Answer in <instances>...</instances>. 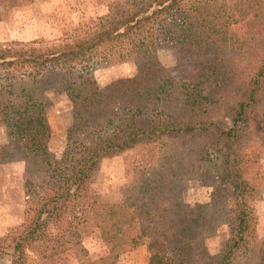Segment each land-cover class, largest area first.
<instances>
[{
  "label": "trees",
  "instance_id": "trees-1",
  "mask_svg": "<svg viewBox=\"0 0 264 264\" xmlns=\"http://www.w3.org/2000/svg\"><path fill=\"white\" fill-rule=\"evenodd\" d=\"M21 1L31 0H0V20ZM236 6L250 13L255 48L263 49L248 65L230 63L225 0L114 1L62 39L0 43V163L23 162L25 195L21 224L0 237V259L6 247L8 264H24L31 249L45 259L75 254L92 225L105 249L85 264H115L138 245L147 264H193L208 255L204 236L227 224L216 264H235L239 255L264 264L252 206L264 180L251 128L252 119L264 124V0ZM103 47L106 63L131 60L135 72L98 86L88 62ZM164 49L185 52V65L161 63ZM47 90L72 106L58 157L48 147ZM137 146L156 149L117 200L99 202L88 186L100 161ZM188 179L210 188L207 201H182ZM61 223L51 238L49 226Z\"/></svg>",
  "mask_w": 264,
  "mask_h": 264
},
{
  "label": "rangeland",
  "instance_id": "rangeland-1",
  "mask_svg": "<svg viewBox=\"0 0 264 264\" xmlns=\"http://www.w3.org/2000/svg\"><path fill=\"white\" fill-rule=\"evenodd\" d=\"M121 0H31L17 2L6 10L0 20V43L9 41L28 42L55 41L67 35L89 27L96 18L108 12L110 3ZM225 16L228 21L227 52L231 64L243 62L248 65L261 54L263 49L255 48V34L253 31L250 13L238 14L237 0H225ZM261 43H264L263 39ZM109 47H103L93 52L89 60L92 76L98 86H102L112 79L131 76L135 72L134 62L131 60L106 63L103 55L109 53ZM112 54V50H111ZM158 58L167 67L180 69L185 65L186 53L178 50L164 49L158 51ZM243 63H241L243 65ZM47 106L45 116L50 128L48 147L58 157L65 144V130L70 123L72 106L64 93L53 90L44 92ZM221 118V117H217ZM250 118H254L250 115ZM254 124V146L261 154L258 163L259 177L264 180V124ZM223 121V120H222ZM228 124V122H226ZM4 141L3 131L0 128V142ZM156 148L153 146H137L120 154L103 158L98 166L94 180L88 188L99 197V202L115 201L119 198V189L126 183L136 165H142L149 160V155ZM23 162L12 161L0 163V237L10 228L21 224L24 210ZM253 201V210L256 216L255 237L264 240V186ZM210 188L195 179H188L181 185V199L187 205L202 203L208 200ZM98 200V199H97ZM62 223L50 225V237L58 235ZM88 233L81 238L80 250L75 254L58 253L45 259L36 253L28 251L24 264H40L42 260H53L59 264H85L88 260L99 257L104 252V245L100 240L97 229L89 225ZM49 238V236H47ZM228 237V225H219L214 232L204 236L208 255L198 258L193 264H216V254ZM52 239H47L49 241ZM6 244V241L4 242ZM49 245L51 242H49ZM0 259V264H8L11 247H6ZM64 257L60 261L57 257ZM115 264H147V252L144 245L128 248L120 254ZM235 264H245L240 255ZM251 264V263H250ZM260 264V259L257 263Z\"/></svg>",
  "mask_w": 264,
  "mask_h": 264
}]
</instances>
